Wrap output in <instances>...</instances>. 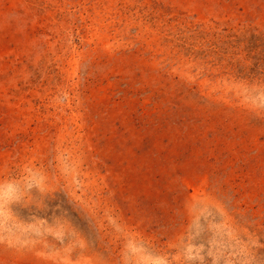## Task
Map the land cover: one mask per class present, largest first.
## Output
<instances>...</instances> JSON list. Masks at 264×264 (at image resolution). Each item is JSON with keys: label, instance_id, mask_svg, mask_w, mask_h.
<instances>
[{"label": "rangeland", "instance_id": "obj_1", "mask_svg": "<svg viewBox=\"0 0 264 264\" xmlns=\"http://www.w3.org/2000/svg\"><path fill=\"white\" fill-rule=\"evenodd\" d=\"M0 264H264V0H0Z\"/></svg>", "mask_w": 264, "mask_h": 264}]
</instances>
